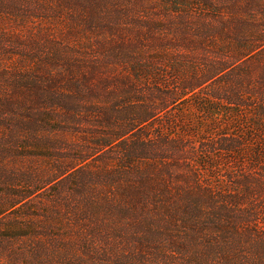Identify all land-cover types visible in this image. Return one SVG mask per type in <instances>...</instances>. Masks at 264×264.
<instances>
[{
	"label": "trees",
	"instance_id": "1",
	"mask_svg": "<svg viewBox=\"0 0 264 264\" xmlns=\"http://www.w3.org/2000/svg\"><path fill=\"white\" fill-rule=\"evenodd\" d=\"M0 264H264V0H0Z\"/></svg>",
	"mask_w": 264,
	"mask_h": 264
}]
</instances>
